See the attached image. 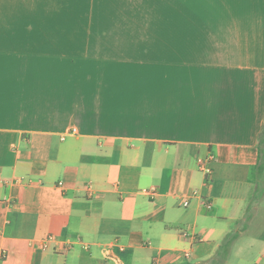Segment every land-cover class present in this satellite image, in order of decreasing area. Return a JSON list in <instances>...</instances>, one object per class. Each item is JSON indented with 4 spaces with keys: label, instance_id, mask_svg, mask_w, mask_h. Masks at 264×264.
<instances>
[{
    "label": "crops",
    "instance_id": "obj_1",
    "mask_svg": "<svg viewBox=\"0 0 264 264\" xmlns=\"http://www.w3.org/2000/svg\"><path fill=\"white\" fill-rule=\"evenodd\" d=\"M263 127L264 0H0V264H264Z\"/></svg>",
    "mask_w": 264,
    "mask_h": 264
},
{
    "label": "trees",
    "instance_id": "obj_2",
    "mask_svg": "<svg viewBox=\"0 0 264 264\" xmlns=\"http://www.w3.org/2000/svg\"><path fill=\"white\" fill-rule=\"evenodd\" d=\"M258 164L255 171V191L258 197L264 194V127L259 134ZM250 218H248L249 221ZM247 224L242 227L245 231ZM241 231L234 230L226 235L215 255L206 264H226L234 243L241 237Z\"/></svg>",
    "mask_w": 264,
    "mask_h": 264
},
{
    "label": "built area",
    "instance_id": "obj_3",
    "mask_svg": "<svg viewBox=\"0 0 264 264\" xmlns=\"http://www.w3.org/2000/svg\"><path fill=\"white\" fill-rule=\"evenodd\" d=\"M212 159V158H211ZM207 160V161H203V160H200L199 161V164H200V166H201V169H202V171H204V173L207 175V176H211L212 175V173H213V169L210 167V164H211V162H212V160ZM90 191V190H89ZM204 201V207L208 210V211H210V210H212V208H213V205H212V203L208 200V198H204L203 199ZM188 204H187V202L186 203H184V206H187ZM183 236L184 237H187L188 235H187V233L186 232H184L183 233ZM47 240L48 241H53L54 240V237L53 236H49V238H47ZM184 257L185 258H188L189 257V253H185L184 254ZM156 263V262H155ZM157 264V263H156Z\"/></svg>",
    "mask_w": 264,
    "mask_h": 264
}]
</instances>
